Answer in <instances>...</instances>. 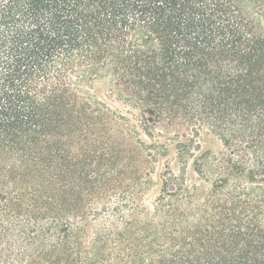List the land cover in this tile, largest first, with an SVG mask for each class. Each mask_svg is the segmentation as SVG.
Returning <instances> with one entry per match:
<instances>
[{"label": "trees", "instance_id": "trees-1", "mask_svg": "<svg viewBox=\"0 0 264 264\" xmlns=\"http://www.w3.org/2000/svg\"><path fill=\"white\" fill-rule=\"evenodd\" d=\"M112 98L151 159L183 138L141 232L123 193L84 209L123 184ZM0 264H264V0H0Z\"/></svg>", "mask_w": 264, "mask_h": 264}, {"label": "rangeland", "instance_id": "rangeland-1", "mask_svg": "<svg viewBox=\"0 0 264 264\" xmlns=\"http://www.w3.org/2000/svg\"><path fill=\"white\" fill-rule=\"evenodd\" d=\"M94 87L96 88L94 90L97 91L100 96L104 97L103 93H105V85L102 82H96L94 84ZM109 103L111 111L116 113V115H121L122 117V119H120L118 117H115V115H111L110 121L115 131L118 133L119 139H127L130 145L129 149L126 148L123 151L127 155L133 154L134 157L133 159H126L127 156H125L126 154H124L122 157V162L118 161L114 165V167L121 169L122 171L119 177L122 179L123 184L120 186V188L110 189L106 195H104L98 200L88 196L82 198L84 209L86 206L89 207V210L87 208L85 209V213L90 214V212L93 209L98 208L100 204L108 203L106 200L108 196H116L120 195L119 193H123V195H125L127 199L135 198V201L137 203V208L134 209L132 211V214L127 217V219L131 220L128 227L135 228V224L139 229V232H141L138 223L135 222L133 219H141L143 221V219L146 218L145 215H147L148 217L152 215V207L154 201L163 189V183L161 179V174L163 173V170L166 169L167 166H170L174 173H178V171L181 169L180 163L177 158V149L178 146L183 143V138L180 136V133L176 135L175 133H172V131H170L174 139L169 142L167 148H156L160 155L153 160L150 158L149 153H152L155 150H145L137 142L141 141L142 143L147 144L148 142H150V137L146 133H144V131L140 128H138V134L129 135L131 133V131H129L131 128L133 129L134 127H138L139 110L134 109L129 105L114 98L110 99ZM156 129L162 128L157 127ZM203 137H201L203 138V140H200L199 148L192 147V153L200 154L204 150L209 149L212 154L218 152L220 147H222L220 141L215 135H211L210 133H208L207 135H203ZM187 162L188 163L186 164V179L189 181L193 177H195L196 174H194L192 171L191 156L187 158ZM201 183L205 187H210L208 182L206 181H202ZM74 201L75 200H72V202ZM53 214L61 216L62 213L59 212L58 209H56L54 213H48L49 216ZM83 219L85 223V233L92 234V231H94L97 225L101 223L100 219L94 221L86 215L83 216ZM108 228H110V226H108ZM156 232L158 233L159 230H157ZM109 234H112V232L106 233L105 236ZM111 239L112 236H109L106 239L103 238L101 242L104 243L108 251L112 249Z\"/></svg>", "mask_w": 264, "mask_h": 264}]
</instances>
